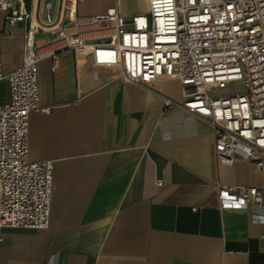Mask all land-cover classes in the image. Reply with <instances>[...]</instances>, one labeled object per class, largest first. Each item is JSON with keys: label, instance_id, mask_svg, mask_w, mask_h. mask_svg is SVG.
I'll return each mask as SVG.
<instances>
[{"label": "crops", "instance_id": "1", "mask_svg": "<svg viewBox=\"0 0 264 264\" xmlns=\"http://www.w3.org/2000/svg\"><path fill=\"white\" fill-rule=\"evenodd\" d=\"M140 1L123 16L147 12ZM115 4L84 0L77 14ZM26 5L37 23L59 20L61 0ZM26 28L0 11L5 73L22 63ZM39 87L51 111L30 114L29 158L54 161L50 225L0 227V264H264V210H221L217 198L218 184L264 193V166L218 163L210 123L166 105L184 101L178 79L126 83L117 68L64 50L39 63ZM8 100L7 83L0 105Z\"/></svg>", "mask_w": 264, "mask_h": 264}, {"label": "built area", "instance_id": "2", "mask_svg": "<svg viewBox=\"0 0 264 264\" xmlns=\"http://www.w3.org/2000/svg\"><path fill=\"white\" fill-rule=\"evenodd\" d=\"M82 1L61 0L59 20L47 15L42 24L26 0H0L6 20L27 27L22 63L9 73L0 36V83L9 84V100L0 105V227L50 225L54 161L29 158V120L33 111H51L41 104L39 63L64 50L117 68L126 83L178 79L184 101L167 99L166 105L210 123L218 163L247 158L264 166V0H147L148 11L130 19L120 0L104 14L79 16ZM234 82H243L245 90L217 94ZM217 198L221 210L250 204L264 210V193L256 186L218 184Z\"/></svg>", "mask_w": 264, "mask_h": 264}, {"label": "rangeland", "instance_id": "3", "mask_svg": "<svg viewBox=\"0 0 264 264\" xmlns=\"http://www.w3.org/2000/svg\"><path fill=\"white\" fill-rule=\"evenodd\" d=\"M119 5L122 13V11L126 12L142 8L144 6V3L140 0H121ZM7 83L8 82L6 80L0 83V100L5 94ZM244 90L245 87L243 82H234L221 86L219 89H217L216 92L217 94H229L232 92H243Z\"/></svg>", "mask_w": 264, "mask_h": 264}]
</instances>
